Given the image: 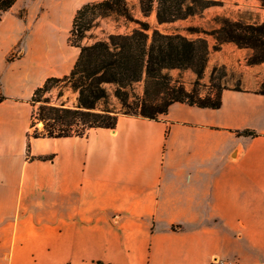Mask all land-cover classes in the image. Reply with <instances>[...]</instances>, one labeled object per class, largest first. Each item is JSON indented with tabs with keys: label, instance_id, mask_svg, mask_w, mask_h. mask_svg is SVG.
<instances>
[{
	"label": "crops",
	"instance_id": "crops-1",
	"mask_svg": "<svg viewBox=\"0 0 264 264\" xmlns=\"http://www.w3.org/2000/svg\"><path fill=\"white\" fill-rule=\"evenodd\" d=\"M48 1L53 16L70 15L63 26L88 2ZM24 33L27 0H18L0 22V264H209L230 253L264 264V75L224 87L217 108L121 114L114 128L33 137L28 150L30 99L49 75L11 67L27 57Z\"/></svg>",
	"mask_w": 264,
	"mask_h": 264
},
{
	"label": "trees",
	"instance_id": "trees-1",
	"mask_svg": "<svg viewBox=\"0 0 264 264\" xmlns=\"http://www.w3.org/2000/svg\"><path fill=\"white\" fill-rule=\"evenodd\" d=\"M18 0H0V22L5 12ZM264 7V0H260ZM144 16L156 12L159 23L201 14L205 9L220 4L219 0H137ZM125 17L139 24L128 33H112L108 38L84 43L89 32L101 18ZM219 27L197 29L213 35L219 49L225 42H234L240 48H250L249 64L264 62V21L250 22L223 17ZM153 30L152 34L149 30ZM69 42L80 48V53L69 73L48 76L38 86L30 99L33 111L32 131L29 133L28 150L33 137L85 136L91 128H114L121 114L158 120L175 102H187L202 107L217 108L222 105V90L203 95L196 84L204 76L210 56V43L204 36L191 38L182 33H167L153 27L147 20L134 13L132 0H94L78 8L72 23ZM191 69L197 74L193 89L176 83L171 69ZM142 83L140 93L136 85ZM258 92L264 94V81ZM61 86L77 93V104L67 106L56 103L50 93ZM261 87V86H260ZM114 96L117 102L112 103ZM7 97L0 94V101ZM39 122L43 127L37 126ZM240 135L256 136L252 129L237 130ZM35 158L49 159V155Z\"/></svg>",
	"mask_w": 264,
	"mask_h": 264
},
{
	"label": "rangeland",
	"instance_id": "rangeland-1",
	"mask_svg": "<svg viewBox=\"0 0 264 264\" xmlns=\"http://www.w3.org/2000/svg\"><path fill=\"white\" fill-rule=\"evenodd\" d=\"M94 1V0H88ZM135 16L151 23L153 27H158L167 33H182L191 38H196L204 32H197V29H211L217 27L223 17L238 19L243 17L250 22H260L264 18V7L260 0H219L220 4L213 5L186 19H179L176 22L159 26L156 12L146 17L140 10L137 0H132ZM26 7L20 8L18 14L25 15ZM62 21L69 23L70 15L61 17L53 16V8L48 0H27V33L22 34L18 45L27 46V57L20 62L10 63L15 72L27 68V73L36 72L41 75L63 76L70 72L78 55L80 48L69 42L71 25L63 26ZM139 24L128 21L125 17L109 16L101 18L85 39L84 43H92L98 39L108 38L112 33L131 32ZM152 29L149 33L152 34ZM213 40L210 44V56L204 76L196 84L197 74L191 69H171L169 72L176 83H183L188 89L196 87L205 95L209 91L223 89L224 87L243 84L242 78H248L251 84L264 75V63L249 64V56L235 54V50L215 48ZM17 52L9 54L8 59L13 60L18 56ZM254 66L252 69L248 66ZM261 86V87H260ZM259 88H262L260 85ZM62 87L56 86L47 95H51L56 103L65 102L67 106L74 107L77 104V96L67 87H64V95L58 97ZM143 84H137L136 90L143 92ZM111 102H117L112 96ZM220 256V255H219ZM231 256V253L229 254ZM228 257V256H224Z\"/></svg>",
	"mask_w": 264,
	"mask_h": 264
},
{
	"label": "built area",
	"instance_id": "built-area-1",
	"mask_svg": "<svg viewBox=\"0 0 264 264\" xmlns=\"http://www.w3.org/2000/svg\"><path fill=\"white\" fill-rule=\"evenodd\" d=\"M209 264H242V262L240 258L236 256L224 257L216 255L212 258Z\"/></svg>",
	"mask_w": 264,
	"mask_h": 264
}]
</instances>
